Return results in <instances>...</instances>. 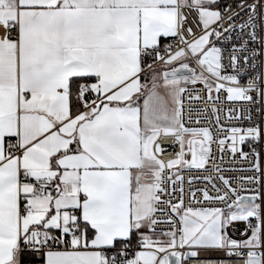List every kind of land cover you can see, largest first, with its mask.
<instances>
[{
    "label": "snow or ice",
    "instance_id": "obj_1",
    "mask_svg": "<svg viewBox=\"0 0 264 264\" xmlns=\"http://www.w3.org/2000/svg\"><path fill=\"white\" fill-rule=\"evenodd\" d=\"M193 261L264 264V0H0V264Z\"/></svg>",
    "mask_w": 264,
    "mask_h": 264
},
{
    "label": "built area",
    "instance_id": "obj_2",
    "mask_svg": "<svg viewBox=\"0 0 264 264\" xmlns=\"http://www.w3.org/2000/svg\"><path fill=\"white\" fill-rule=\"evenodd\" d=\"M228 3H232L233 4V6H235V3H236V0H230ZM189 105H188V103L186 102V108L188 107ZM191 106L193 107V108H199L200 107V103L199 102H192V104H191ZM204 113H198V112H193L192 113V115H203ZM200 123L201 124H205V123H207V121H200ZM166 143H171V141H168V142H166ZM176 151H179V148H178V146L177 147H169L168 149H167V153H166V155H172V154H174ZM224 159H225V162H228V160H229V157H228V155L227 154H225V157H224ZM236 163L237 164H240L241 162L240 161H236Z\"/></svg>",
    "mask_w": 264,
    "mask_h": 264
},
{
    "label": "bare ground",
    "instance_id": "obj_3",
    "mask_svg": "<svg viewBox=\"0 0 264 264\" xmlns=\"http://www.w3.org/2000/svg\"><path fill=\"white\" fill-rule=\"evenodd\" d=\"M193 264H199V262L193 261ZM234 264H241V262H234Z\"/></svg>",
    "mask_w": 264,
    "mask_h": 264
},
{
    "label": "trees",
    "instance_id": "obj_4",
    "mask_svg": "<svg viewBox=\"0 0 264 264\" xmlns=\"http://www.w3.org/2000/svg\"><path fill=\"white\" fill-rule=\"evenodd\" d=\"M230 0H225L226 3H228Z\"/></svg>",
    "mask_w": 264,
    "mask_h": 264
}]
</instances>
